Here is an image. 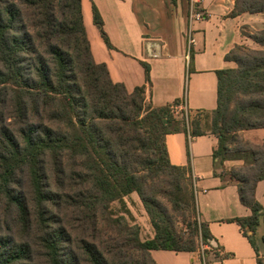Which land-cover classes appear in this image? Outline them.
<instances>
[{"label": "trees", "instance_id": "1", "mask_svg": "<svg viewBox=\"0 0 264 264\" xmlns=\"http://www.w3.org/2000/svg\"><path fill=\"white\" fill-rule=\"evenodd\" d=\"M92 12L103 42L112 48L94 5ZM244 12L264 16V0H235L229 16ZM249 37L258 48L236 45L225 55L236 66L215 71L216 109H186L187 118L182 112L179 119L172 106L184 99L146 105L145 86L128 92L111 80L104 63L95 62L81 0H6L0 6V203L15 209L23 234L15 241L0 215L6 227L0 226V264H157L152 250L194 252L197 236L206 245L210 232L196 219L189 169L172 165L165 146L166 135L178 132L190 138L215 135L214 163L226 160L227 145L238 142L235 152L243 165L231 171V178L251 215L231 221L253 247L256 264H264L253 241L261 220L264 228V208L255 198L256 184L264 181V142L236 141L235 136L264 128V28ZM142 66L149 82V66ZM132 164L141 170L168 169L179 181L190 182L185 191L197 215L188 222L191 234L180 235L163 207L158 210V202L145 196V180L137 169L130 170ZM133 192L150 217L152 238L141 240L138 227L124 217L111 220L121 226L118 239L109 237L112 243H100L96 234L89 240L82 225L83 232L73 238L59 223L57 209L64 204L77 214L90 213L96 228L110 203ZM30 238L32 243L25 241ZM35 254L41 263H34Z\"/></svg>", "mask_w": 264, "mask_h": 264}, {"label": "crops", "instance_id": "2", "mask_svg": "<svg viewBox=\"0 0 264 264\" xmlns=\"http://www.w3.org/2000/svg\"><path fill=\"white\" fill-rule=\"evenodd\" d=\"M91 1L99 11L112 48L105 45L90 15L92 30L88 29L84 6ZM191 2L198 3L206 18L194 25L195 44L188 54L186 32ZM81 3L93 58L96 63L106 65L111 80L123 84L128 92L145 86L144 102L151 107L184 99L191 113L216 109L215 71L236 66L225 59L236 45L258 48L249 35L264 28L262 13L244 12L230 17L235 0H176L175 3L170 0H81ZM90 35L94 36V44ZM142 63L149 66V82ZM248 131L251 130L241 133L246 135ZM251 132L257 142H264V128ZM165 146L172 165L189 169L196 189L198 220L208 226L210 239L203 253L201 248L194 252L152 250V259L157 264H203V257L208 264H256L253 247L240 227L231 221L248 217L251 211L240 202L237 182L217 172L213 159L218 146L216 136L190 138L178 132L166 135ZM255 198L264 208V181L256 184ZM263 231L261 220L253 237L260 256H264Z\"/></svg>", "mask_w": 264, "mask_h": 264}, {"label": "rangeland", "instance_id": "3", "mask_svg": "<svg viewBox=\"0 0 264 264\" xmlns=\"http://www.w3.org/2000/svg\"><path fill=\"white\" fill-rule=\"evenodd\" d=\"M5 5L6 0H0V6ZM93 5L96 7L95 3L91 1L90 5L86 3V5L84 6V17L85 22L88 25V29H90L88 15H90L91 23L94 25L92 12ZM94 28L97 29L95 25ZM91 30L92 29H90L89 31ZM97 31L99 32L98 29ZM90 36L93 39L92 42L94 44V36ZM3 109L5 111L4 116L6 117V103ZM174 114L179 119L181 118V113L174 112ZM202 119L203 121H205L206 116H204ZM209 120L210 119H208V121ZM2 121L3 120H1V122ZM8 121H10V119ZM8 121L4 123L6 127H10V122ZM251 131H248L246 135L241 132L236 133V141L241 140L243 142L244 140H246L251 143H262V141L257 142V139L252 138L253 136H251ZM236 148H238V142L228 144V153L225 155L226 160L223 161L219 157L215 162L217 172L221 176L226 177L227 179L230 178L233 181L235 180L231 178V171L243 165V160L239 159L240 154L235 152ZM139 167L140 166L132 164L130 170L135 171V169H137L139 172L138 174L144 178L145 182L143 183V193L145 194V196L158 202V206L160 207V209L158 210L162 211L161 208L163 207V212L166 214L167 220L172 223L171 225H173L174 229L180 235L187 237L192 233V228L190 227V225H188V222L192 223L194 217H197V215H195L196 210L193 209L189 195L187 194V191H185L186 189L189 191L190 182L187 180L179 181V177L176 174L174 175V172L169 173L170 170L168 169H162V172H160L156 170V168L152 170L144 168L143 170H141V168ZM156 171H158L156 174H152ZM49 183L51 184L52 182L50 181ZM24 188L25 191H27V186H24ZM180 189H182V191ZM0 206H2V208L4 209L3 212L2 208H0V215L4 213V215L2 216L3 221H5L6 224L8 223L9 229L12 231L11 233L14 236L15 241L19 242L21 239L20 237H22L23 233H21L20 227L17 224L15 209L12 207L10 208V210H6V205H4L3 203H0ZM57 212L59 213V215L57 216L59 218L60 225H62L67 232L70 231L73 238L79 237L78 235L83 232V229L81 228L82 225L84 226V230H86V238H88L89 240H91L90 238H93L94 234H96L100 243H112L109 237L118 239L116 238V235L117 233H120L119 231L121 229V226H113L111 220L118 219L119 217H124L129 225H135L138 227L139 237L141 240L150 238L151 234L154 235L150 217L146 212L139 195L136 192L125 195L121 201L117 200L110 203L106 213H104L102 216H98L96 228L93 227V222L90 219V213H88V216H86V214H77L74 208H68L64 204L61 205L59 209H57ZM107 217H109V219ZM103 218H105L106 220L108 219V221L103 220ZM196 219H198V217ZM3 221H0V226L5 229L6 227ZM25 241L28 243H32L31 238ZM258 245L261 246L262 244L258 242ZM196 246L197 249L201 247V242L198 236L196 237ZM33 260L34 263H41V259L37 254L33 256Z\"/></svg>", "mask_w": 264, "mask_h": 264}, {"label": "built area", "instance_id": "4", "mask_svg": "<svg viewBox=\"0 0 264 264\" xmlns=\"http://www.w3.org/2000/svg\"><path fill=\"white\" fill-rule=\"evenodd\" d=\"M206 18V14L203 12L202 8L198 5V3L195 2H191L190 4V8L188 11V29L186 32V39H187V52L188 54L191 52L192 47L195 44V39L193 37V33H194V25L196 23H199L201 21H203ZM172 110L175 113H182L184 112L186 118H187V110H186V106H185V102H181L179 105H174L172 106ZM194 187V194H196V189L195 186L193 184ZM201 251L202 253L204 252L205 248L204 246L201 244ZM203 264H208L206 259H202Z\"/></svg>", "mask_w": 264, "mask_h": 264}]
</instances>
